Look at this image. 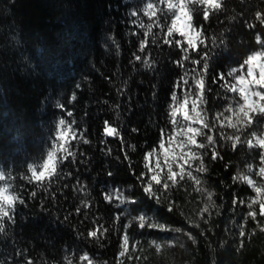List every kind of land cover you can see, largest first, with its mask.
<instances>
[{
	"label": "trees",
	"instance_id": "1",
	"mask_svg": "<svg viewBox=\"0 0 264 264\" xmlns=\"http://www.w3.org/2000/svg\"><path fill=\"white\" fill-rule=\"evenodd\" d=\"M143 2L0 0V170L5 171L10 193L25 200L15 206V223L6 221V232L0 234V264H26L29 260L33 264H67L66 256L76 264L85 251L99 264H115L123 225L131 217L114 222V215L124 206L118 209L117 201L103 199L110 189L125 190V196L137 200L136 205H127L135 209L132 216L146 213L168 229H140L138 222L129 224L130 247L139 243L132 260L121 258L125 264H264V232L256 221L243 219L248 198L255 193L243 182L233 181L234 175L246 174V164H257L258 149L250 152L246 146H238L233 151L226 145L219 149L223 159L216 162L210 159L211 149L207 150L209 170L198 175L203 181L200 187L213 192L212 201L205 192L195 191L197 186L185 177L178 188L161 193L157 204L144 195L136 179L146 173L143 156L158 146L160 129L170 131V93L182 75V69L172 63L182 57L178 48L162 42L157 47L149 37L145 51H139L144 30L130 22L129 13ZM256 11H264V0H226L225 11L208 22L202 16L194 18L197 27L205 25L209 37H219L224 28L229 29L227 50H217L212 74L238 66L249 50L259 48L255 36L264 38V24L255 19ZM141 18L149 22L142 13ZM175 38L180 39L178 34ZM134 53L141 61L135 60ZM190 55L199 58L191 51ZM145 58L154 61V66L145 65ZM185 66L200 67L189 61ZM208 83L215 93L218 85L211 84V76ZM208 98L212 102L214 95ZM57 101L62 108L56 107ZM60 119L71 123L78 137L82 135L90 143L70 140L76 162L65 161L60 166L64 175L45 190L29 182L27 166L43 163L41 157L46 158ZM104 121L117 127L120 135L106 136ZM166 171L165 166L162 176ZM174 171H178L175 166ZM69 172L72 174L67 175ZM31 191L37 192L35 198ZM233 194L245 204L233 205ZM169 200L175 202L171 212ZM205 204L212 214L205 213L201 219ZM257 218L264 223V218ZM233 220L243 223L249 235L239 237ZM100 224L112 229L100 244L80 235ZM186 233H191L195 243ZM153 240L162 245L159 253L150 243ZM168 240L175 245H166ZM241 240L243 247H239Z\"/></svg>",
	"mask_w": 264,
	"mask_h": 264
},
{
	"label": "snow or ice",
	"instance_id": "2",
	"mask_svg": "<svg viewBox=\"0 0 264 264\" xmlns=\"http://www.w3.org/2000/svg\"><path fill=\"white\" fill-rule=\"evenodd\" d=\"M225 4L226 0H144L141 7L129 13L130 22L138 23L139 28L144 30V38L139 42L141 53L145 51L149 37H151V43L157 47H161L162 42L169 48H178L182 53L181 59L172 61L182 69V75L175 81L173 91L170 93L167 120L171 130L160 129L161 138L158 141V155L162 154L163 156V165L167 169L166 175L162 176L163 168L159 158L156 159L154 167L149 164L153 153L156 152V149L153 148L143 156L148 174L147 179H145L146 173H141L136 179L140 183L144 195L157 204L160 203L161 193H170L173 188H178L180 183L185 181V177L197 186L195 191L205 192L206 199L212 201L213 192L200 187L203 181L198 175L209 170L205 164L207 150L211 149L210 159L212 162H216L223 159L219 149H223L226 145L230 146L233 151H236L238 146L240 148L246 146L250 152L258 149L259 151L254 157V159L258 158V165L246 164V174L234 175L233 181H241L254 191L255 195L248 198L246 204L248 210L244 213L243 219L245 222L248 218L256 221V227L260 232H264V223H261L257 218L258 216L264 218V38L260 34L255 36V42L259 48L249 50L238 66H232L226 71L212 74V64L215 55L218 54L217 50L222 47L227 50L226 33L229 32V29L224 28L219 37L216 35L209 37L205 35V25L201 24L197 27L194 23L196 16H202L203 20L208 22L212 17L222 14L225 11ZM141 13L143 17H147L149 21L147 24L141 18ZM255 19L264 24V11H256ZM154 27L159 31H154ZM177 34L180 39L175 38ZM117 50H119L118 45ZM190 51L199 58L192 59ZM133 55L136 61H141L140 55L135 53ZM185 61L200 67L189 69L185 66ZM143 63L148 67H153L155 62L145 58ZM209 76H211V84L218 85L215 93L209 86ZM209 94L214 95L212 102L209 101ZM72 99H75V96ZM56 107L62 108L63 104L57 101ZM118 107L119 105H117ZM71 115L72 113L68 112V116ZM56 127L54 143L47 151L46 158L41 157L43 163L38 166L32 164L27 166L31 173L27 177L29 182L34 181L36 186L45 190L64 175L60 166L65 161L71 158L73 163L76 162L77 154L71 149L70 140H76L77 143H80L81 140L84 144L90 143L82 135L78 137L73 125L67 123L65 119H60ZM133 131L136 130L133 129ZM103 133L108 137L120 135L117 127L111 126L108 121H104ZM198 137L202 138L203 142L198 141ZM131 147L135 149V145ZM108 152L110 154L111 149ZM124 159L128 160L127 152L124 154ZM194 165L195 167H193ZM174 166L178 171H174ZM71 174V172L67 173V175ZM108 175L111 176L112 173L109 172ZM254 176L259 177V183L253 178ZM4 181H6L5 171L0 170V182ZM124 191L110 189L103 196V199L109 203H112L113 200L117 201L115 207L118 209L124 206L114 215V222L131 217L129 223L123 225L124 232L120 237L115 264H125V260L121 258L132 260V252L136 250V245L139 243L136 241L130 247V236L127 231L129 224L138 222L140 229L168 230L164 224L155 222L146 213L132 216V211L135 209H129L127 205H136L137 200L125 196ZM30 195L35 198L37 192L31 191ZM17 203L24 204L25 200L18 194H11L8 185L0 186V234L6 232V221L9 224L15 223ZM81 203L85 208L88 207L87 202L81 201ZM237 203L245 204V200L233 194L232 204L236 205ZM174 204V201L169 200L168 211L173 210ZM213 207H215L214 203ZM80 211L81 209L77 207L76 212ZM205 213L209 217L212 214L208 204H205L200 210L201 219ZM66 219L67 217H65ZM92 223L97 224V221L93 220ZM232 223L236 226L239 237L249 235L245 231L243 223L237 224L235 220ZM199 226V224L194 225L197 228ZM110 231H112L111 228L100 224L95 228L88 229L86 233L81 232L80 235L100 244ZM176 231L180 232L181 230L176 229ZM186 235L195 243V238L191 233H186ZM150 243L155 246L156 252L161 251L160 243L155 240ZM165 244L174 246L175 241L168 240L165 241ZM101 246L103 245L101 244ZM243 246L244 241L241 240L239 247ZM64 259L67 264H74V258L66 256ZM81 262L83 264H99L86 251L78 256L76 264H81ZM26 264H33V262L29 260ZM103 264H109V262L104 261Z\"/></svg>",
	"mask_w": 264,
	"mask_h": 264
},
{
	"label": "rangeland",
	"instance_id": "3",
	"mask_svg": "<svg viewBox=\"0 0 264 264\" xmlns=\"http://www.w3.org/2000/svg\"><path fill=\"white\" fill-rule=\"evenodd\" d=\"M191 83V82H190ZM179 94V93H178ZM170 130H171V128H170ZM55 136H56V134H55ZM53 143H54V139H53ZM156 149V152H154L153 153V156H152V158L150 159V162H149V164H150V166L151 167H154L155 166V161H156V159H160L161 160V164H162V168L164 169V165H163V156H162V154H159L158 155V153H159V148H158V146L155 148ZM258 163H259V161L257 162V164L256 165H258ZM42 164V163H41ZM37 170H39V168H37ZM254 179H256L257 181H258V183H259V177H253ZM5 185H7L6 184V182L4 181V182H0V186H5Z\"/></svg>",
	"mask_w": 264,
	"mask_h": 264
}]
</instances>
